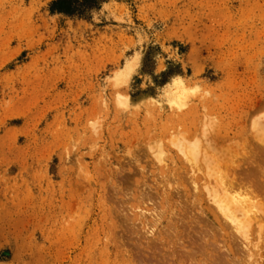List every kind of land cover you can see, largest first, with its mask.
I'll return each mask as SVG.
<instances>
[{"label":"rangeland","instance_id":"374dc122","mask_svg":"<svg viewBox=\"0 0 264 264\" xmlns=\"http://www.w3.org/2000/svg\"><path fill=\"white\" fill-rule=\"evenodd\" d=\"M51 1L0 0V264L264 260L205 189L264 147V0Z\"/></svg>","mask_w":264,"mask_h":264},{"label":"bare ground","instance_id":"6f19581e","mask_svg":"<svg viewBox=\"0 0 264 264\" xmlns=\"http://www.w3.org/2000/svg\"><path fill=\"white\" fill-rule=\"evenodd\" d=\"M206 142L208 144H210V142H208V141H206ZM199 144H200V142H199ZM260 146L263 147L262 144ZM207 147H209V145ZM193 154H195V153H193ZM247 154L248 155L244 154V155H246L245 159H242L237 164L234 163V164H236L234 166H230V165H229V167L227 166L228 163H230V162H228V160L229 159H230V161L232 160L229 157L227 159L228 163L226 162V160L224 158V160L226 162V164L224 163L225 164L224 167L218 166V167H213V168H207L205 170L206 171L205 178L207 179V181L211 180L213 182V185H214L213 187H211V185L209 186V182H207L209 188L208 187L205 188L206 191H207V189H209V191H207V192H208V195L211 196L210 199L212 198L211 202H210V199L208 202L212 203V205L214 207V211H215L213 214L214 219L222 222L221 227H224V228L230 230L227 238H229V240H228L229 244L231 245V247L233 249H234L233 245H235L234 243L236 242V239L238 236L237 234L243 233L244 235H247L249 233V228H250L253 220H255V221H257L258 219L261 220L260 218L262 217V219L264 221V147L262 149H259L256 154L255 153L254 154L251 153L252 155H249V153H247ZM190 158H191V156H190ZM235 161L233 160V162H235ZM196 163L197 162L195 161V158L193 157V162L191 164L196 165ZM242 163L243 164L245 163L246 167L242 168L243 173H242V175L238 176V175H236V171L239 170V168L241 169V167L243 166ZM215 164H217V163H215ZM209 166L211 167L210 164H209ZM195 171H196V168H195ZM197 172H199V171L197 170ZM184 180H186V179H184ZM193 184H194V188H195L194 190L196 191L197 186L195 183H193ZM258 215H261L260 218ZM257 216H258V218H257ZM172 221H173V218H172ZM255 221H254V224H255ZM263 221H262V224H263ZM257 223H258V221H257ZM262 224L258 229V233L256 232L257 238L255 239L260 244L264 243V230L262 228ZM259 225H260V223H259ZM255 226H257V225H255ZM233 232H235V233H233ZM235 234L237 235L236 237H235ZM247 237H248V235H247ZM240 239L242 241V238H240ZM245 240H246V238H245ZM245 240H244V242H245ZM257 241H255L256 243L254 244L256 247H257V244H259ZM241 247H243V246H241ZM239 249H240V247H239ZM158 250H160V249H158ZM263 251H264V248H263ZM223 252H225V251H223ZM257 252H259V250H257ZM248 253H251V251L250 252L247 251V255H248ZM245 256H246V254H245ZM255 256H256V254H255ZM219 257H221V256H219ZM249 257H251V256H249ZM230 261H231V258H230ZM261 263H264V260L259 259L256 264H261Z\"/></svg>","mask_w":264,"mask_h":264},{"label":"trees","instance_id":"16d2710c","mask_svg":"<svg viewBox=\"0 0 264 264\" xmlns=\"http://www.w3.org/2000/svg\"><path fill=\"white\" fill-rule=\"evenodd\" d=\"M98 1L100 0H53L49 4V12L82 18L95 7Z\"/></svg>","mask_w":264,"mask_h":264}]
</instances>
